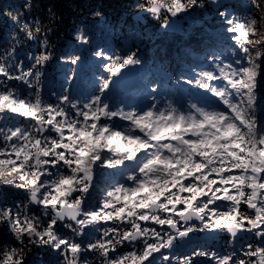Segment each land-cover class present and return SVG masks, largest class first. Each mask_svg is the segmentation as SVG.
<instances>
[{"label": "snow or ice", "instance_id": "obj_1", "mask_svg": "<svg viewBox=\"0 0 264 264\" xmlns=\"http://www.w3.org/2000/svg\"><path fill=\"white\" fill-rule=\"evenodd\" d=\"M208 4L233 46L185 82L214 97V105L161 107L153 96L144 108L112 106L107 93L115 78L142 60L136 52L110 56L103 49L94 55L112 63L104 65L109 75L94 92L81 99L65 89L52 93L51 103L43 98L40 70L51 52L28 54L30 67L17 59L14 45L0 55V185L27 194L18 203L0 198V236L15 242L0 240V264H26L37 245L57 252L61 264H202L201 258L203 264H264V121L257 116L264 0H250L247 16L230 13L221 0H145L139 7L177 17ZM12 19L20 23L19 16ZM20 31L35 40L40 28L25 22ZM76 39L89 42L83 33ZM96 166L115 173L93 205ZM197 232L230 234L231 250L205 244L177 254L176 241L188 245ZM242 233L258 243L236 248Z\"/></svg>", "mask_w": 264, "mask_h": 264}, {"label": "trees", "instance_id": "obj_2", "mask_svg": "<svg viewBox=\"0 0 264 264\" xmlns=\"http://www.w3.org/2000/svg\"><path fill=\"white\" fill-rule=\"evenodd\" d=\"M144 3L145 0H0V55L14 45L17 59L22 60L25 67H30L34 61L28 59V54L38 55L44 50L51 52V59L40 69L43 73L42 95L51 103L56 102L52 93L59 94L65 89L73 97L81 99L94 92V85L99 79L109 75L104 65L112 63L94 55L103 49L110 56L136 52L142 60L135 86L122 91L111 87L107 93L112 106L144 108L153 102V96L160 102L176 105H186L188 102L214 105V97L195 84H187L185 80L193 79L200 70H210V57L228 52L233 46L217 10L206 5L205 9L189 11L187 14H190L191 21L184 24V34H179L158 29L159 23L168 18L163 11L156 15V19L154 15L146 14V22L135 20L134 13ZM26 4L32 7L27 8ZM227 5V11L236 15L247 16L251 11L250 0H233ZM14 16L20 17V23L14 22ZM37 20L40 21L39 25ZM25 22L33 30L39 26L38 39L28 40L20 31ZM78 33L87 36L89 42L78 41ZM12 36H17L19 43L12 40ZM42 41H46V49ZM73 56L81 58L77 65L69 62ZM152 85L159 86L155 93L151 91ZM20 87L24 95L30 91L25 86ZM258 95L260 106L257 116L264 121V87L259 89ZM114 173V169L96 166L90 204L98 203L103 191L112 183ZM0 198L9 204L18 203L25 201L27 194L15 187L0 185ZM213 237L184 247L176 241L177 254L187 252L192 246L205 244L218 251L231 250L228 241H220L217 239L219 235L216 239ZM248 237L253 238L252 235ZM0 240H5L10 246L15 245L7 233H3ZM245 242V239L239 243L235 241V247L240 248ZM256 243L258 241L254 240L253 244ZM204 259L201 258L202 264ZM61 260L57 252L39 245L31 247L26 256V264H61Z\"/></svg>", "mask_w": 264, "mask_h": 264}, {"label": "water", "instance_id": "obj_3", "mask_svg": "<svg viewBox=\"0 0 264 264\" xmlns=\"http://www.w3.org/2000/svg\"><path fill=\"white\" fill-rule=\"evenodd\" d=\"M232 1L233 0H221V2H223L225 4L232 2ZM208 5L210 7H212L213 9L217 10L215 8V6H212L210 4H208ZM148 13H150V12H146L143 9H140L136 13H134L133 18L137 21L145 22L146 19H145L144 15H146ZM168 21H169L168 27H163L165 21H162L159 24L158 29L161 31H168V32L184 34L183 22L190 21V15L188 14L186 17H183V18H180L178 16L177 17H171L170 19H168ZM139 70H140V65L130 66L129 68L122 70V74L115 78V82L113 83L112 86L118 91H122L125 89L132 88L138 82ZM211 235H215V234L213 233ZM209 237H211V236H209L208 234H204L202 236H196V237L191 236V243L201 242L203 240L208 239ZM239 237H245V235L242 233ZM239 237H237L236 241H238ZM184 246H186V245L182 244V247H184Z\"/></svg>", "mask_w": 264, "mask_h": 264}, {"label": "flooded vegetation", "instance_id": "obj_4", "mask_svg": "<svg viewBox=\"0 0 264 264\" xmlns=\"http://www.w3.org/2000/svg\"><path fill=\"white\" fill-rule=\"evenodd\" d=\"M204 234H210V233H205V232H197V233H193L191 234L192 237H196V236H202ZM214 239H216L219 235V237L217 239H219L220 241H225V242H230V240L232 239L231 237H229V235L226 233V232H217V233H214ZM245 237H239L238 240L236 243H239L240 241L242 240H246V244L247 243H253V241L255 240L254 238H251V237H248L250 236L251 234H248V233H244ZM248 237V238H247ZM211 240V239H210ZM213 240V239H212ZM180 243L182 244V242L180 241ZM192 245V244H191ZM191 245H188V246H191Z\"/></svg>", "mask_w": 264, "mask_h": 264}, {"label": "rangeland", "instance_id": "obj_5", "mask_svg": "<svg viewBox=\"0 0 264 264\" xmlns=\"http://www.w3.org/2000/svg\"><path fill=\"white\" fill-rule=\"evenodd\" d=\"M140 10V9H139ZM215 10V9H214ZM137 12V11H136ZM135 12V13H136ZM147 15H151V16H153L154 15V17L153 18H157V16H156V14H153V13H148ZM188 14L186 13V14H181V15H178V17H180V18H183V17H186ZM190 15V14H189ZM145 16V19L147 18V16L146 15H144ZM171 18V16H170V14H168V18H167V20L168 19H170ZM147 20V19H146ZM163 21H165V20H163ZM190 21H191V16H190ZM190 21H188V22H190ZM146 22V21H145ZM162 22V21H161ZM160 22V23H161ZM159 23V24H160ZM185 23H187V22H183V26H184V24ZM113 87V86H112ZM156 102H158L159 104H160V106L161 107H163L164 105H166L168 102H160L159 100H156ZM201 106H209L210 104H200ZM133 106V105H132ZM121 107H124V106H121ZM135 107H137V108H140L139 106H135ZM125 108V107H124ZM125 110H127V108H125ZM197 224H199V222H196ZM211 234H213V233H211ZM211 234H209V236H213V235H211ZM244 234V233H243ZM178 241V243L180 244V241L179 240H177ZM237 242V241H236ZM182 244H183V242H182ZM181 244V245H182Z\"/></svg>", "mask_w": 264, "mask_h": 264}]
</instances>
